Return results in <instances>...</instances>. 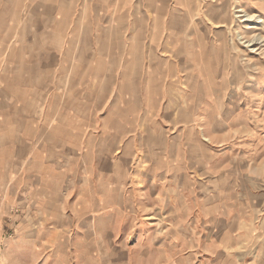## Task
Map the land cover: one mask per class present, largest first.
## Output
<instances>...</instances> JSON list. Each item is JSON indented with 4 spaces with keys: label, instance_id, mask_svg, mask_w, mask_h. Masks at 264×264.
<instances>
[{
    "label": "rangeland",
    "instance_id": "obj_1",
    "mask_svg": "<svg viewBox=\"0 0 264 264\" xmlns=\"http://www.w3.org/2000/svg\"><path fill=\"white\" fill-rule=\"evenodd\" d=\"M217 1L0 0L8 41L56 35L49 20L66 10L58 53L80 84L85 129L128 136L98 157L102 172L82 154L78 172L23 170L11 193L0 188V264H264V42L247 51L235 30L249 21L235 0L224 15ZM195 127L227 158L195 172L205 187L185 186ZM162 149L171 163L153 156Z\"/></svg>",
    "mask_w": 264,
    "mask_h": 264
},
{
    "label": "crops",
    "instance_id": "obj_2",
    "mask_svg": "<svg viewBox=\"0 0 264 264\" xmlns=\"http://www.w3.org/2000/svg\"><path fill=\"white\" fill-rule=\"evenodd\" d=\"M66 14H68L66 10L64 15L58 13L56 24L49 20L51 24L48 27H57L56 35L55 33L45 35L39 31L37 35L27 37L25 41L23 37L18 41L17 37L15 40L12 36L8 41L0 34V44L15 41L18 44L8 53L2 52L0 48V188L10 189V193L19 171L33 172L36 168L41 172L46 168L53 173L58 169L55 167L63 165L67 167L62 169L63 172L75 173L80 170L82 154L87 157L89 171L102 172L103 167L97 169L98 157L112 155L115 145L119 144V141L124 145L123 141L128 137L124 135V130L114 133L112 130L97 132L85 129L88 122L82 121L79 111L80 84L77 83L78 79L75 73H72L73 70H68L69 68L61 64L62 58L58 53V45L65 38ZM35 22H38V28L46 27L44 20ZM10 28L12 31L14 25L11 24ZM98 75H102V68L96 65L90 69L89 76ZM66 77L69 82L66 81ZM200 118L203 119L205 116ZM201 119L194 117L191 122L198 124L197 121ZM109 121L108 116L107 120L101 123ZM95 122L97 124V119ZM196 129V127L191 129V140L189 143L186 142L191 147L185 150V162L188 164L187 170L192 174L190 180L193 179L190 184L185 185L186 187H205L211 184L207 179H194L195 172L210 173L218 170L216 165L227 161L226 156L221 155L225 154L223 147L218 148L220 145L215 139L213 143L211 142L213 141L211 135L205 131L202 132L203 135L199 131H193ZM206 136L209 139H206ZM215 148L221 153L213 151ZM156 152L153 156L163 157L162 163H171L172 155L169 150L162 149L159 153ZM57 176L59 174L54 178ZM27 177L29 178V175ZM65 182L67 183V179ZM0 194L2 195V191ZM109 201L107 198L106 203ZM2 202L1 199L0 204Z\"/></svg>",
    "mask_w": 264,
    "mask_h": 264
},
{
    "label": "bare ground",
    "instance_id": "obj_3",
    "mask_svg": "<svg viewBox=\"0 0 264 264\" xmlns=\"http://www.w3.org/2000/svg\"><path fill=\"white\" fill-rule=\"evenodd\" d=\"M214 1H216V0H214ZM250 4L255 5V7L250 6V8H247V6L244 5V1L235 0V3L233 4V5H235L234 9L236 8L237 12H242L239 16L243 17L242 19H239V21H249L245 24L244 32H241V30H239L240 25L238 24L239 26L237 27V29L235 28L236 29L235 34L237 35V39L242 38V39H245V41H244L245 43L248 42L245 45V43L239 41L240 43L244 44L247 47V49H246L247 51L257 52V51H255V50H257V48L255 47L257 45V43L262 44L264 42V33H263V30H264V10L260 8V7L264 8V0H257V2L250 3ZM226 5L229 6V3H227V0L217 1L218 11L222 12V14H223L226 11V10L224 11V9L227 8ZM255 9H258V11H260V15H257V12ZM239 16L236 15V17H239ZM234 18H235V16H234ZM234 21H235V19H232V22H234ZM227 24H229L227 19L223 20V22L220 24L218 23L219 26H225ZM263 45H260V46H263ZM258 49H261V47H259ZM262 50H264V48ZM253 56L248 53L243 59L245 60V62L252 64L254 61Z\"/></svg>",
    "mask_w": 264,
    "mask_h": 264
}]
</instances>
